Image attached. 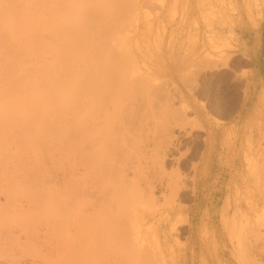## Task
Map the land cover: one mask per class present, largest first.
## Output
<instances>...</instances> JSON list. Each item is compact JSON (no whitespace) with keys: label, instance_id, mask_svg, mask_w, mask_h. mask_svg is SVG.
<instances>
[{"label":"bare ground","instance_id":"bare-ground-1","mask_svg":"<svg viewBox=\"0 0 264 264\" xmlns=\"http://www.w3.org/2000/svg\"><path fill=\"white\" fill-rule=\"evenodd\" d=\"M125 1L0 0V264H167L148 215L197 120L108 38Z\"/></svg>","mask_w":264,"mask_h":264},{"label":"rangeland","instance_id":"rangeland-1","mask_svg":"<svg viewBox=\"0 0 264 264\" xmlns=\"http://www.w3.org/2000/svg\"><path fill=\"white\" fill-rule=\"evenodd\" d=\"M126 1L132 4L123 10L133 11L132 18L127 11L129 17L123 18L120 11L114 23L126 17L118 27L126 28L119 35L114 26L109 31L118 34L111 36L107 29L108 38L129 40L124 54L133 56V68L176 94L198 123L179 145L187 154L180 173L189 191L170 200L173 207L148 215V223L159 229L167 264H264V85L256 81L245 97V83L233 78L231 68L232 55L242 51L238 37L243 25L244 32L250 28L251 49L259 46L264 0ZM169 44L178 46L171 59L182 63L184 86L165 76L164 54H169L163 45ZM246 155L254 159V168ZM192 165L199 167L195 188ZM177 167L167 163L171 174ZM157 202L167 205L162 198Z\"/></svg>","mask_w":264,"mask_h":264},{"label":"crops","instance_id":"crops-1","mask_svg":"<svg viewBox=\"0 0 264 264\" xmlns=\"http://www.w3.org/2000/svg\"><path fill=\"white\" fill-rule=\"evenodd\" d=\"M246 27V26H245ZM242 32L238 37V41L241 45L242 51L232 55L231 59V68L233 69V78L237 79L240 82L245 83V97L247 93H252V90L257 81L261 82L264 85V23L262 26V31L259 38V46L256 50H252L250 47V28L247 26L244 32V25L241 27ZM166 40V39H165ZM164 40V41H165ZM163 49H167L169 56L164 54V60H168V63L165 61V76L172 80L174 83L184 86L183 78L184 72L182 71V63L180 61L171 59L172 55L174 56L179 52L178 46H172L169 44L168 48L166 45H163ZM222 69V68H221ZM255 90V89H254ZM231 127H235V124H230ZM212 138V136H210ZM199 172V168H198ZM196 177V187H197V178Z\"/></svg>","mask_w":264,"mask_h":264}]
</instances>
